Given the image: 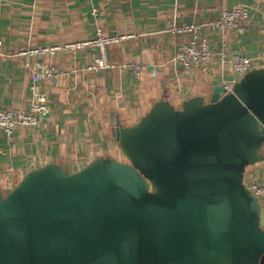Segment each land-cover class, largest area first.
<instances>
[{
    "label": "water",
    "instance_id": "1",
    "mask_svg": "<svg viewBox=\"0 0 264 264\" xmlns=\"http://www.w3.org/2000/svg\"><path fill=\"white\" fill-rule=\"evenodd\" d=\"M124 160L49 164L0 190V264H264V69L114 129Z\"/></svg>",
    "mask_w": 264,
    "mask_h": 264
},
{
    "label": "crops",
    "instance_id": "2",
    "mask_svg": "<svg viewBox=\"0 0 264 264\" xmlns=\"http://www.w3.org/2000/svg\"><path fill=\"white\" fill-rule=\"evenodd\" d=\"M238 6L250 12L244 33L210 26ZM175 26L196 30L173 34ZM99 34L126 37L106 48L114 68L87 70L101 55L93 45L34 57L30 67L22 54L92 42ZM195 36L209 42L213 56L186 72L174 58ZM236 53L252 59L253 69H264V0H0V108L30 110L38 61L63 72L39 84L51 113L38 128L0 132V190L10 192L27 173L49 164L77 172L100 157L123 161L117 122L132 127L161 100L178 109L194 97L209 101L216 87L232 81L229 59ZM131 63L151 68L139 75L123 67ZM260 154L263 160L247 168L245 184L264 185V145ZM260 201L264 207V197Z\"/></svg>",
    "mask_w": 264,
    "mask_h": 264
},
{
    "label": "built area",
    "instance_id": "3",
    "mask_svg": "<svg viewBox=\"0 0 264 264\" xmlns=\"http://www.w3.org/2000/svg\"><path fill=\"white\" fill-rule=\"evenodd\" d=\"M249 17V9L246 6H238L232 10L225 11L218 20L210 23V26L223 34L232 32L244 33L246 31V25ZM195 30L196 27L194 26H175L171 29V32L173 34H183L193 33ZM123 39H126V37H104L99 34V37L92 42L75 43L65 46L32 48L22 54L26 58L27 66L30 67L31 61L34 57L46 54L54 55L55 53L64 50L76 51L93 45L99 48L101 55L87 68V70L91 72H99L104 69L115 67L108 61L106 48L109 44L119 42ZM222 51L223 57H226V43L223 44ZM212 56L213 53L209 42L206 39H199L195 36L191 43L185 45L183 49L176 54L174 61L181 65L186 72H190L194 68L210 61ZM229 61L234 71V77L232 81L224 87L227 92H231L233 86L237 84L249 71L253 70L252 59L244 55L237 53L232 54ZM35 66L36 69L33 70V82L30 87L32 92V105L30 110H6L0 108V132L6 134L7 136H11L18 128H38L41 124V120L51 113L48 94L40 88L39 84L42 81L54 82L63 72L53 66H47L40 61H38ZM123 67H130L139 75L151 68L150 65L134 63L124 65ZM246 187L255 197L259 199L264 197V185L250 182L246 183Z\"/></svg>",
    "mask_w": 264,
    "mask_h": 264
}]
</instances>
